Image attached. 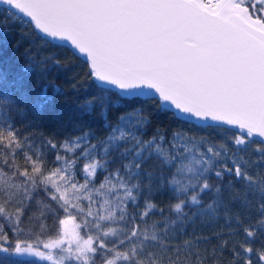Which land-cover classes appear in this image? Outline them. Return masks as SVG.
I'll use <instances>...</instances> for the list:
<instances>
[{
	"label": "snow or ice",
	"instance_id": "6c2138e0",
	"mask_svg": "<svg viewBox=\"0 0 264 264\" xmlns=\"http://www.w3.org/2000/svg\"><path fill=\"white\" fill-rule=\"evenodd\" d=\"M0 6L5 21L74 50L40 60L29 53L31 62L11 80L0 71V264H217L215 250L205 256L186 244L182 254L171 244L164 208L151 202L158 189L173 194L168 208L177 220L218 211L232 218L230 228L235 220L219 246L228 260L219 264H264V0H0ZM81 55L83 77L97 82L99 93L81 107L98 104L106 112L116 96L125 114L104 138L84 133L58 145L26 134L16 121L27 117L22 105L39 111L48 102L41 83L46 61L71 72ZM33 75L42 89L35 102L28 91ZM80 79L73 77V89ZM151 104L177 126L157 127L145 139ZM254 144L259 155L249 160ZM225 200L247 211L234 214ZM157 212L161 220L153 221Z\"/></svg>",
	"mask_w": 264,
	"mask_h": 264
},
{
	"label": "trees",
	"instance_id": "16d2710c",
	"mask_svg": "<svg viewBox=\"0 0 264 264\" xmlns=\"http://www.w3.org/2000/svg\"><path fill=\"white\" fill-rule=\"evenodd\" d=\"M2 8L0 6V9ZM5 27L9 28L10 31L5 33L3 30ZM29 53L33 58L40 60L45 57L63 58L73 53V51L48 39H41L38 31L27 24L21 26L19 22L5 21L4 14L0 11V71L8 73L9 80L18 74H22V70L31 62ZM46 63L47 79L41 83L42 85H48V102L39 111H32L28 106L22 105V108L27 109V117L23 121L18 119L16 121L17 126L26 134L31 133L37 137L43 135L46 138L53 139L58 145L65 140L82 136L84 133H94L100 138L106 137L107 127L114 126L119 116L125 114L126 106H122L123 101L118 100L116 96H112V103L106 112L98 104L93 107H81L84 105L86 98L99 94L95 86L96 82L91 78L83 77V74L87 72L84 60L80 57L73 59L71 63L74 71L71 72L56 66L51 59L47 60ZM77 75H80L81 79L77 83L76 89H73V77ZM35 82L36 76L33 75L28 85L32 102L38 99V93L42 90L36 87ZM9 91H11L10 88ZM145 107L151 111L152 116V124L146 129L145 139L150 138L157 127L163 131L174 129L177 126V122L170 114L156 110L154 104L145 105ZM188 126L191 127L192 125L189 124ZM92 143L95 144L97 141L93 140ZM258 146L255 144L250 146L247 159L253 160L259 155L255 152ZM48 156L49 160L46 161V164L51 166L55 162L52 160L50 152ZM69 156H71V153H69ZM77 163H80V161ZM82 175L80 169L77 168L75 178L79 183H83ZM101 179L102 176L98 173L96 181ZM213 182H215V178H213ZM238 188L239 183L237 182ZM71 195L72 193L69 192L70 197ZM97 199H100V197H97ZM151 202L158 208H164V216L169 220L171 244L180 247L182 254L184 245L190 244L192 247L188 251L199 252L205 256H210L215 250L218 257L217 264H219V260H228L227 251L221 253L219 246L225 243L229 233L234 230V219L232 220V228L226 222L232 218L220 211L214 215L200 214L189 216L186 220H177V214L170 212L168 208L170 203H175V199L167 189L156 190L151 196ZM210 202L206 201L205 203ZM82 203L85 206L87 205V201H82ZM96 206L99 207V205ZM225 206L230 207L234 214L247 211L241 204H229L227 200H225ZM143 207L142 201L140 210H143ZM129 211H131V208ZM151 219L160 221L161 215L157 212L151 216ZM48 223L51 225L52 221L49 220Z\"/></svg>",
	"mask_w": 264,
	"mask_h": 264
},
{
	"label": "water",
	"instance_id": "95a60500",
	"mask_svg": "<svg viewBox=\"0 0 264 264\" xmlns=\"http://www.w3.org/2000/svg\"><path fill=\"white\" fill-rule=\"evenodd\" d=\"M1 7H6V6H1ZM25 19H27V18H25ZM39 33V32H38ZM40 34V33H39ZM41 35V34H40ZM45 39H48V40H50V38H45ZM51 42H53V43H56V44H59V45H63V46H66V47H68L69 49H71L73 52H74V50L68 45V43L67 42H65V41H60V40H56V41H51ZM80 58H82L83 60H84V58H83V56L81 55V56H79ZM97 83V82H96ZM115 91V90H114ZM141 99H145V100H148L149 98L148 97H141ZM233 130H235V129H233ZM256 139H260V138H256Z\"/></svg>",
	"mask_w": 264,
	"mask_h": 264
}]
</instances>
